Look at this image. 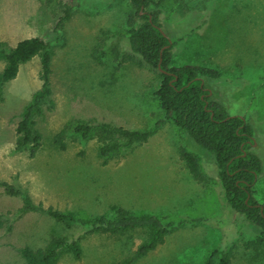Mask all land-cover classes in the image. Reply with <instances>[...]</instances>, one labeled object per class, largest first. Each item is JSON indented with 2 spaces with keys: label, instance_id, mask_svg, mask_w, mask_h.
I'll list each match as a JSON object with an SVG mask.
<instances>
[{
  "label": "rangeland",
  "instance_id": "rangeland-1",
  "mask_svg": "<svg viewBox=\"0 0 264 264\" xmlns=\"http://www.w3.org/2000/svg\"><path fill=\"white\" fill-rule=\"evenodd\" d=\"M157 1V0H156ZM69 9V17H64ZM155 9L150 5L146 12ZM159 22L175 41L170 66L209 65L211 97L253 128L252 151L262 161L253 197L264 204V0H161ZM129 0H0V42L39 37L50 45L54 107L37 120L43 142L34 157L14 150L23 106L39 88L40 63L20 66L0 102V181L24 189L34 203L74 217L111 216L116 206L164 220L211 218L176 229L134 264H203L218 245L229 246L230 264H264L258 228L230 208L213 155L165 120L141 144L106 164L94 138L70 135L60 151L51 136L63 125L106 123L144 130L164 116L155 90L159 72L133 54L123 37ZM3 61L0 60V70ZM196 156L204 181L195 180L180 152ZM22 199L0 186V264H23L20 249H46L52 238L78 236L79 252L62 249L56 264H119L147 237L145 229L89 234L39 212L19 210Z\"/></svg>",
  "mask_w": 264,
  "mask_h": 264
},
{
  "label": "trees",
  "instance_id": "trees-1",
  "mask_svg": "<svg viewBox=\"0 0 264 264\" xmlns=\"http://www.w3.org/2000/svg\"><path fill=\"white\" fill-rule=\"evenodd\" d=\"M129 2L133 11L125 19L123 37L133 54L138 55L145 64L159 72L161 80L155 94L164 112L163 118L144 130H131L122 126L94 122L63 125L52 134L50 139L52 146L60 151L65 150L67 137L70 135L81 140L94 138L98 144L97 155L101 163L106 164L111 157L132 144L146 142L165 120H170L201 149L213 155L224 199L231 209L258 228L256 241H264V204L258 203L252 195L256 180L262 172V161L252 151L255 143L252 126L244 117L230 115L219 101L211 97L204 81L205 78L213 79L220 76L217 68L197 63L170 66L175 41L170 40L159 22L161 0ZM150 5L155 9L146 12L145 8ZM68 17L69 9L65 11L58 25ZM34 57L39 58L41 83L19 113L14 144V150L26 151L30 158L34 157L43 142L37 120L44 115L45 110L50 111L54 107L50 82L52 52L50 45L39 37L24 38L14 46L0 42V60L3 61L0 70V102L3 100L4 85L16 77L21 65ZM158 68L166 73L159 71ZM179 155L192 177L203 182L205 178L196 156L185 150ZM0 186L6 194L22 199L20 213L30 211L45 214L65 223L67 227L79 228L80 237L94 233L113 235L128 230L145 229L146 239L137 246L131 257L119 264H134L176 229L211 222V218L207 216L164 220L155 214H137L121 206H116L111 216L100 215L82 219L58 211L52 206L34 203L24 189L7 181H0ZM77 242L78 236H63L52 238L44 250L33 251L29 247H23L19 251L24 259L23 264H56L62 249L72 248L78 254ZM229 246L230 244L218 245L203 264H230Z\"/></svg>",
  "mask_w": 264,
  "mask_h": 264
},
{
  "label": "water",
  "instance_id": "water-1",
  "mask_svg": "<svg viewBox=\"0 0 264 264\" xmlns=\"http://www.w3.org/2000/svg\"><path fill=\"white\" fill-rule=\"evenodd\" d=\"M141 13H143V12L141 11ZM148 18H149V19H151V16H150V15H148ZM158 69H159V71H161V72H163V73L165 72V71H164V70H162L161 68H158ZM165 73H166V72H165ZM254 144H255V143H254ZM254 144H253V145H254Z\"/></svg>",
  "mask_w": 264,
  "mask_h": 264
}]
</instances>
